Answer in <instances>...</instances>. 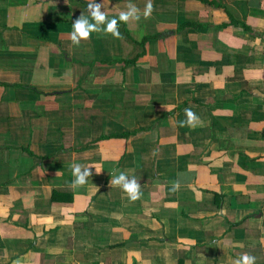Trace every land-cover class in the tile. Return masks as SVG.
<instances>
[{"label":"crops","instance_id":"obj_1","mask_svg":"<svg viewBox=\"0 0 264 264\" xmlns=\"http://www.w3.org/2000/svg\"><path fill=\"white\" fill-rule=\"evenodd\" d=\"M129 2L77 46L87 0H0V264H264L262 0Z\"/></svg>","mask_w":264,"mask_h":264},{"label":"clouds","instance_id":"obj_2","mask_svg":"<svg viewBox=\"0 0 264 264\" xmlns=\"http://www.w3.org/2000/svg\"><path fill=\"white\" fill-rule=\"evenodd\" d=\"M107 0L103 3H98L97 0H87V15L83 12L72 22V31L67 34L68 39L72 44L79 45L82 40H87L91 37L92 33H104L110 34L113 37L119 39L121 33L119 31V24L121 22L127 24L131 21H139L141 18V9L135 4L129 2L126 4L125 9L118 13V16L109 18L107 11H102V8L106 6ZM262 7H264V0H262ZM153 11L152 0H146L145 7L142 11V15L147 19ZM186 119L179 122L180 127H197L201 121L200 118L193 112L192 108L184 109ZM95 167L96 173L99 174L102 170L96 165H83L73 162L70 165L71 175L74 178L71 181V187L78 188L85 185L88 178L92 176V168ZM111 187H120L130 201H136L141 198L142 193L140 190V184L135 177L129 178L125 172H115L111 175L110 179ZM179 185H173V191L178 189ZM117 215V214H114ZM256 258L250 254L244 253L234 261L232 264H255Z\"/></svg>","mask_w":264,"mask_h":264}]
</instances>
